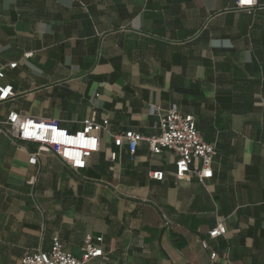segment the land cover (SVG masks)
I'll return each mask as SVG.
<instances>
[{"label":"crops","instance_id":"obj_1","mask_svg":"<svg viewBox=\"0 0 264 264\" xmlns=\"http://www.w3.org/2000/svg\"><path fill=\"white\" fill-rule=\"evenodd\" d=\"M262 5L249 13L235 0H0V62L18 64L2 81L16 97L0 119L15 111L70 132L94 114L110 122L78 172L50 154L31 166L36 144L1 139L0 264L49 252L56 236L80 258L87 235L103 238L108 264H264ZM172 105L216 144L204 185L175 178L172 151L153 155L142 142L131 156L117 139L153 134L151 108ZM218 224L226 236L209 239Z\"/></svg>","mask_w":264,"mask_h":264},{"label":"built area","instance_id":"obj_2","mask_svg":"<svg viewBox=\"0 0 264 264\" xmlns=\"http://www.w3.org/2000/svg\"><path fill=\"white\" fill-rule=\"evenodd\" d=\"M262 0H235V10L253 12L261 8ZM32 54H25V58ZM17 63L3 64L0 62V106L15 99L16 94L11 84H4L7 70L17 68ZM153 115H158L154 133L144 136L131 133L118 136L119 141L125 140L131 156L136 154L139 145L146 142L153 155H161L164 151H172L176 156L175 178L185 180L190 175L198 178L201 184L214 177L213 163L217 155L215 143H209L201 135L195 116L184 114L176 105L161 111L153 106ZM110 122L107 118L98 121L96 115L80 122V128L75 132L61 126L56 119H39L10 112L0 119V141L6 139L13 144H36V153L29 154L28 163L38 166L43 154L57 156L69 169L78 172L86 167L87 161L93 154L100 151V135L109 133ZM165 174L162 171L150 173V178L162 182ZM29 183H32L29 182ZM226 236V228L218 224L208 234L209 239L215 240ZM103 238L87 235L81 248L80 258L66 249L59 237H53L51 249L44 252L40 248L27 252L20 259V264H108L102 248ZM207 250L206 241L201 242ZM218 258L216 252L210 255L211 262Z\"/></svg>","mask_w":264,"mask_h":264},{"label":"snow or ice","instance_id":"obj_3","mask_svg":"<svg viewBox=\"0 0 264 264\" xmlns=\"http://www.w3.org/2000/svg\"><path fill=\"white\" fill-rule=\"evenodd\" d=\"M245 2H250V0H245Z\"/></svg>","mask_w":264,"mask_h":264}]
</instances>
